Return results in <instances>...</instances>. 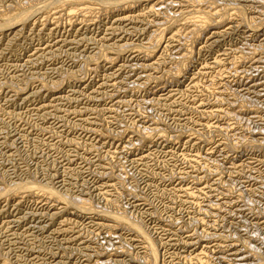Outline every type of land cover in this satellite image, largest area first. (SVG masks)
Instances as JSON below:
<instances>
[{
    "label": "rangeland",
    "instance_id": "1",
    "mask_svg": "<svg viewBox=\"0 0 264 264\" xmlns=\"http://www.w3.org/2000/svg\"><path fill=\"white\" fill-rule=\"evenodd\" d=\"M13 1L14 3L16 2V0H13ZM13 1L12 0L10 1L2 0L0 2V7H1L0 14L1 15L5 13L9 7L6 4L12 3L10 4V6L11 5L14 6ZM22 1L18 0V2L15 3V5L19 4L20 7L19 6L18 7L20 9L22 8L21 10L23 11L27 9H31V7L34 11H37L35 10L36 8L38 9V7L36 6L39 5L38 2L41 1L42 3L46 2V5L40 3L39 7H42V5L47 6V7L50 6L48 7L50 8V12L46 14L49 20L52 19L53 15H56L57 12H58V15L60 13L62 17L59 18L61 15H59V17L56 15L57 19H56V16H54L55 19L54 18L53 19L55 21L52 19L53 22H51L52 20L49 21L48 18L42 19L43 17L42 11L41 13H39L38 11L40 10H38L35 13V15L33 14V17L29 20L30 22H28L27 24H23L26 26L21 28L22 30L19 28V25H18L16 30L19 29L21 31L19 32L18 30L17 32H15L17 37L16 35L15 36L11 35L10 37L12 38L7 37L9 38L8 40L6 37L1 36V33H0V52H2L0 53V60H1L0 61V73H1L0 82L3 81V84L2 82L0 83L1 85L0 86V124H1L0 132L2 131L0 134V137H1L0 138V145H1L0 146V160H1L0 161V175L2 176L4 175V178H3L4 180H2L0 176V181H2L1 183L4 182L5 186L11 183V181H13L14 183V184L11 183L12 184V185L10 184L11 186L8 185L7 186L8 188L0 184V186L4 187L3 189L2 187L0 188V195L2 196V197L0 196V245H1L0 246V264H78V263L79 264H115V263L116 264H125V263L126 264H143L146 262L144 260L146 257V249L144 246L145 244L142 243L143 240L140 239L139 237L137 238V236L134 235L133 232L129 231V229L126 230V228L123 226H121L122 228L120 226H116L115 222H111V221L106 222L100 216L97 217V215L95 216V214H93L90 211H86L87 213L86 212L77 213L72 207L71 209L70 207H67L68 205L61 204V202L60 203L59 202L57 203V201L50 202V200L48 202L46 197L43 196L42 198V196H39L41 194L36 195L34 197L32 196V199H31V196L28 197L27 196L28 194H25L23 191L14 192V190H17L18 187L20 188L21 183L24 182L23 184L25 186H28L32 183L31 181H33L32 183L33 185H36V183L34 182L37 181L39 185L46 184L47 186H51V187L53 186L57 188L60 192L66 193L67 196H72L74 198L77 197L78 199H81V200L87 199L89 202L91 201L92 204L97 206L98 208L100 207V208L106 209L107 211L109 210L108 212H113V211L116 212V210L122 212L121 210L124 209L127 212V215L129 217H132L136 222L139 221L143 225L144 230L150 235V237L152 236L154 239L157 238L156 240L159 242L158 243L157 264H207V263L208 264H230V262L231 264H243L242 262H246L244 264H264V215H263L264 214V165H263L264 164V146H263L264 145V18H263L264 17V14H263L264 13V1L263 0H213L216 3L215 6L223 7L225 5L226 9L233 8L234 6L237 7L239 4L238 7L239 8L243 7L242 10H244V12L246 11L244 14L246 18L244 19L246 20L249 19L250 22L248 23L250 25H248V23L244 19L240 21V17H236L235 15H233V16H230V19L225 20L223 26H220V28L215 29L216 31L211 30L210 33H207V37L203 35L201 37V40L199 38L198 41L194 44L195 50L193 49V53H192V60H193L192 66L188 69V71H186L184 75H181L177 83L169 84V86L163 85L165 81H167L168 79L167 78L168 76H166V72L168 71V69H173L172 65L174 64V61L177 60V58H181V56L179 57L178 55H179V52H181L184 49V48L183 49L179 48L180 46L178 45L180 43H183L185 39L186 41L190 39L189 33H188L190 32L189 30L190 27L187 26L185 23L188 22L187 20L188 14L194 9V7H192V5L190 4L187 5L184 0L183 1L182 0H160L161 2L158 0H155V1L146 0L147 1V2L145 1L146 3L144 1L143 3L141 0H136L138 1V3H136L137 5L136 9L138 8L137 10L141 11L142 13L141 15L140 12H137V14L140 15L138 19L139 22L135 21L133 23H129L128 25H125V26H132L131 28L133 30L131 31H133V35L131 34L132 32L129 30H126V31L130 35L126 33L125 28L122 27L124 25L121 26V25H115L111 23L112 19L110 20V17L108 16L105 17L104 15H106V13H103V12L98 13L96 11L97 15L96 14L91 15L89 13L86 18L87 20L83 19V22H84L83 23L82 21L79 20L78 16L75 17L76 15L66 16V14L60 12V10L56 12V10L52 8V7H55L56 3L54 5L52 3L58 2V0H52L53 2L49 0L48 1L47 0H44V1L35 0L37 3L34 0H30L31 1L30 3V1L28 0L29 4L27 0H25L26 3L24 1L23 4H21ZM33 1L35 2V4ZM139 1L141 2L140 5H139ZM157 1L160 2V4L157 3ZM210 1L209 2L212 3V0ZM48 3L50 5H48ZM24 4H26V6H23ZM30 4L32 5L30 6ZM51 4H52V7H51ZM150 4L151 5L154 4V5L149 7ZM155 4L157 5L159 4V5L157 6ZM5 5L7 7H5ZM33 5H36V6H33ZM12 6L10 8H15ZM97 6H99V4H96V3L95 5L93 4V8L95 7L93 11L96 10ZM204 6L208 7V3L203 4L202 8H205ZM244 6L246 8H244ZM2 7L4 8L2 9ZM157 7L160 8L158 9L160 11L157 10ZM98 8H101V6H99ZM151 8L154 9L152 10L154 11L152 12V14H150L149 12L151 11ZM51 9L53 10V12ZM144 9L146 12L143 11ZM4 10L6 11L4 12ZM162 10H165V11L161 12ZM167 11L171 12V14L173 13L174 15L169 14ZM54 12L56 13L54 14ZM164 12H167V13L164 14ZM232 13L234 14L233 11ZM102 14H104L103 15L104 18H102L103 17ZM63 15L64 17L66 16L68 19H66V17L64 18ZM95 15L97 16V18L95 17ZM98 15L99 16L101 15V16L99 17ZM90 16H92L93 19L95 18V21L89 20L91 18ZM164 16H166L165 19H163ZM98 17L100 20L102 18V20L104 21L107 19L108 22L107 20L106 22L102 20L100 21ZM73 18H74V21H71L73 20ZM142 18H144V21L147 18V21L142 22L143 20ZM36 19L37 20L39 19V20L37 21ZM58 19L60 20V22ZM148 20L152 24L154 23L152 21H155V23L152 25L150 22H148ZM34 21L36 22L35 24H34ZM61 21H63L64 23L66 21L67 24L63 23V25L61 26L62 24ZM160 21L162 24L160 23ZM256 21L259 27L257 26V24L254 25ZM48 22H50L49 25H48ZM57 22L60 23V25ZM72 22L75 23V26H74V23ZM80 22L82 23L80 24ZM52 23L54 24L52 25ZM142 23H143V26H142ZM76 24L78 26L80 25L79 27L81 28H79ZM85 24L87 27H89L88 29H86ZM136 24H138V26ZM155 24L159 26L162 25L161 28L163 29H165L164 27H166V25L169 27L171 24L172 25L170 29L168 28L167 33H165L164 36L161 38L160 45L155 50L156 52H154L153 55H151L150 57H147L148 55L146 56L144 54V50L146 51L145 53H147V50H150V48L153 51L154 48L150 46L154 44L152 42H155L154 39H156L160 35L159 32H161L160 30H162V29H159L160 27L156 26ZM184 24L185 26H183ZM54 25L56 27H53ZM70 25L72 28L70 27ZM245 25H248V26H245ZM251 25H254L255 27ZM144 26L145 27L148 26L146 27L148 29L143 28ZM46 27L48 30H50L49 31L50 33L48 32L49 33L48 35L46 33V31H48ZM67 27H69V29ZM76 27L79 28L80 30L79 29L76 30L77 29ZM114 27H115V30H114ZM117 27H118V30H120L121 32L119 31L118 33L117 32L118 30L116 31ZM157 27L159 28L157 29ZM38 28H41V29L39 30ZM57 28L59 29L57 30ZM61 28L62 29L65 28L64 29L65 31L63 30L62 32ZM66 28H67V32H66ZM106 28L107 30H105ZM138 28L140 29L138 30ZM35 29L36 30L38 29L39 31H37L36 33ZM151 29H153V31ZM155 29L157 30L156 32H155ZM103 30L105 31V33L103 32ZM123 30H124V33H123ZM55 31L56 33H54ZM83 31H85L86 33L85 32L83 33ZM109 31L113 34L117 32V34H114L115 35L114 36L111 33H109ZM177 31H179L178 33H180L179 36H175ZM80 32L81 34H79ZM107 32L109 34H107ZM18 33H20L21 35L20 34L18 35ZM27 33H29V35ZM150 33L151 34L155 33V35H152L153 38L150 37L151 35ZM71 34H72V37H71ZM121 34L122 36H120ZM44 35L46 37H43ZM105 35L108 39L110 38L112 41L113 40L117 41V37L118 39L120 37H124L122 38L123 40L125 38L129 39L127 44L129 45L132 42L133 46L132 45L130 46L133 47L131 48L132 50L135 51L134 52L135 54L129 48V46H128L129 50L128 48H126L127 50L125 49V47L127 46L121 47L122 49L119 47H115V45L114 47L112 45L111 47L106 48L107 44L104 42H101V39H100L102 36H105ZM107 35H109L110 37ZM20 36L25 37V38H21ZM52 36H56V37H52ZM83 36H85L87 40ZM135 36L139 39H137ZM70 38H73V39H70ZM67 39L70 42H68ZM94 39L95 41L97 39V41L96 42L94 41L91 43V41H93ZM21 40L23 42H20ZM63 40H65L64 42L66 44L63 42ZM71 40L73 43L71 42ZM87 41H89V43ZM149 41L150 43H148ZM186 41L184 42L185 45L186 43L188 46L192 44V40L191 41L189 40L190 43ZM5 42L6 43L8 42V43L5 44ZM9 42L10 43L12 42V43L10 44ZM28 42L31 44H29ZM38 42L40 43L37 45ZM79 42L80 44L81 43L82 44L81 45L78 44ZM124 42L120 43V46L122 44L124 45ZM93 43L98 44L96 46H98L99 48H97L95 44ZM138 43L139 45H141L140 47L142 49L138 47L136 48L137 50H135L134 46L136 45L139 46ZM145 43L147 47L151 44L149 46L150 48L148 47V49H146ZM14 44L17 45V47ZM49 44H51V48ZM22 45L24 48L22 47ZM44 45H47V46L44 47ZM102 45H104V48H106L105 49L106 52L103 51V48H101L103 47ZM142 46L144 47V49ZM55 47L56 48L59 47V48L54 49ZM35 48L37 49L46 48L45 51L50 50V52L47 51L48 53L46 52L45 57L37 61H35V58H34V60L31 61L32 64H30V62L27 63L30 59H33L32 56L35 53V50H34ZM62 48L64 50L66 48L68 49L70 48V49L69 50L66 49V51H64ZM73 48L76 50L74 51ZM110 49H111V53L110 51H108ZM115 49L118 51H116ZM24 50L27 52H24ZM31 50L32 51L34 50V51L32 52ZM79 50L81 53L79 52ZM67 52L68 53L70 52L71 54L70 53L68 54ZM77 52H79V55L77 54ZM72 53L75 55H72ZM113 53L115 55L117 53V55L115 56ZM185 53H186V50H185ZM82 54L83 56H81ZM89 54H91V56ZM97 54L101 56V59H100V56L96 57L97 58V59L95 58L96 60L94 59V57ZM102 54H106V55L108 54L107 57L110 58V59H106L107 61L109 60L108 62L105 61L106 56ZM86 55H88L89 57L88 56L86 57ZM46 56H47V59H46ZM58 56L60 58H58ZM65 56H67V58ZM68 56L70 57L71 62ZM72 56L73 58L71 59ZM79 56L83 58L82 59L78 58ZM84 58H87V59H84ZM88 58H90L89 59L90 62L88 61ZM114 58H117V59H114ZM79 59L82 61V63L88 64V65H85V64L83 65ZM26 60L27 62L24 64ZM42 60H44L43 63H42ZM45 60L46 61L48 60V61L46 62ZM86 60L88 61L87 63H86ZM141 60L144 62H142ZM91 61L92 62L97 61V62L96 63L93 62L94 64H92ZM69 62L71 65L69 64ZM138 62L140 66H138ZM22 63L24 66L22 65ZM89 63H91V65ZM120 63L122 65L125 64V67L122 69L123 71L120 70L121 73L118 72L119 75L115 77L116 79L115 78L109 79L110 77L109 75L111 74L110 69L112 70L114 69L113 73H115L116 71L115 69L118 70V67L120 68V66H122ZM142 63H145V66H148L149 63L150 65L156 63V65H153L154 66V68H152L153 70H149L150 66H148V69L144 70V72L147 71V73L143 75H147L148 73H151L150 75L152 76L151 78L152 80L151 79L150 81L149 79H147L148 81L146 80L149 83H147L145 80L139 81L136 78L138 77V75L140 76L141 74V72L139 71L143 70L141 68ZM6 64H7V67H6ZM96 64L99 65L98 66L99 69H95L96 70L95 71L94 68L97 67ZM92 65H95V67ZM126 65L128 66V68L130 66V69H128ZM81 66L83 69L81 68ZM87 67L90 69H88ZM138 67H140L139 70H138ZM156 67L157 69H155ZM41 68H43V70H41ZM38 69L41 71H39ZM55 69L58 71L56 72ZM85 69L88 70V72ZM132 69H134L135 71H133ZM50 70L53 71L54 73L53 72L51 73ZM70 70H74L73 72L74 75L72 74V71ZM83 70L85 71L83 72ZM97 70H98V73L96 74ZM4 71H5V74H4ZM32 71H33V74H32ZM64 71H66L67 73L69 72L67 76L68 77L71 76V79L68 78L67 76L63 77L64 74H67L66 72L63 73ZM129 71L131 73H129ZM40 72L41 73L43 72L42 73L43 75H41ZM75 72L77 75L75 74ZM102 73H103V76H102ZM13 75H17V77L16 76L14 77ZM40 75L42 76L43 79H41ZM44 75L46 76L44 77ZM58 75L60 76V78ZM1 76L4 78H2ZM105 76L108 78L109 84H112L114 82L116 83V86L111 87V88L108 87L107 80H106L107 78ZM88 77L90 78L95 77V78L94 79L92 78L91 80ZM15 78L17 79L19 78L20 80L18 79L19 81L17 82V79ZM61 78L63 80H61ZM75 78L77 79V81L75 80ZM156 78H160V79H156ZM27 79L28 81L26 82ZM51 79L55 81V83L57 81L59 83L61 82L60 85H58L59 83L57 84L53 83ZM4 80H5V83H4ZM37 80H39L40 82L38 83ZM117 80L120 82L118 83ZM42 81L43 82L46 81V82L43 83ZM105 81H106V84L103 85ZM11 82H13L12 85L10 86L7 85V84H11ZM47 82L48 84L46 85ZM142 82L145 85H143ZM13 84L15 87H17V89L14 87L13 89H11L13 91L12 92L9 90L11 86H13ZM54 84L57 85V88ZM2 85H4L5 88H3L4 86L2 87ZM45 85L48 87L47 88L48 90L46 89ZM159 85L161 87L162 85L165 86V89L167 91L164 90V92L166 93L164 94V92H162L161 94H158L159 95L158 96L156 91L158 90V87L161 88ZM26 86L27 88H25ZM49 86L53 87L52 89H55V90L51 91L50 90L51 88ZM77 86H79L80 89ZM18 87L22 88L20 92H19ZM83 87H86V90L80 93L79 90H82ZM75 89H76V92L72 93V91ZM23 90H25L24 91L25 93L21 92ZM33 90H36L34 91L35 93L30 94V92H33ZM110 90L112 91L110 92ZM77 91L79 92L78 93L79 96L77 94ZM92 91H96L98 93L100 92L97 98H95ZM39 92H41V94H38ZM13 93H15L16 95ZM36 93L38 96L36 95ZM83 93H87V95ZM82 94L83 96H81ZM113 94L117 98H115V96L113 97ZM167 94L168 96L166 97ZM26 95L28 96L27 97L28 99L26 98ZM30 96L33 98H31ZM57 96L58 98L61 96V99H59V101H58ZM75 96L77 97V99L75 98ZM100 96L101 97L103 96V97L99 98ZM159 98H163V99H159ZM10 99H13V100H10ZM25 99L28 101H26ZM88 99H89V102H88ZM117 100L120 101L119 104L117 103L118 102ZM121 100L124 104L123 103L121 104ZM243 102L244 104L242 105ZM49 103H50L49 106H52V107L46 108L45 110H41V109L37 110V108L40 105L49 104ZM92 103L93 104L95 103V104L93 105ZM99 107L101 108V110ZM146 128L148 130H146ZM160 130H161V133L158 132ZM148 131H152V132H148ZM145 134L147 135V137H149L148 139H146L147 137ZM3 135L6 136L7 138L4 137L3 139L2 138ZM141 137H144V139H142ZM13 138H14V141L17 138L18 139L17 141L14 142ZM3 140H5V142ZM8 140L12 141L13 144L14 143L15 144L13 145L11 142H8ZM141 140L144 143H142ZM7 142L10 144H8ZM5 143L6 145H4ZM7 145H9V147ZM10 145H11V148H10ZM139 156L141 157V159L138 158ZM13 174H15L17 177ZM214 174H215V177H214ZM8 178L11 180H9ZM26 180H27V185L25 184ZM28 180L30 183H28ZM15 182L17 183L15 184ZM17 184H18V187L17 186L13 187V185H17ZM183 187L186 189H184ZM197 187L199 188L198 190H197ZM11 188L12 189L15 188V189L12 191ZM210 188H212V190ZM199 190L201 191L198 192ZM213 190H215L216 192ZM8 191H10V194H6V196L9 195L10 198L9 196L6 197L5 194L3 193V192L6 193ZM241 191H242V195H240ZM34 193H38V192H34ZM14 196L16 197V199ZM37 196L40 197V200L36 202V200L39 199V197ZM4 197H5V200H4ZM18 197H20V199ZM23 197L25 200L22 199ZM112 201H117L115 202L117 204L114 205ZM205 203H207L208 205ZM51 205H54V207ZM113 205H114V208H113ZM120 207H122L123 209ZM233 216H235V218ZM22 217L24 218L23 220L21 219ZM240 217H241V220H240ZM10 219L12 220L13 223L11 222ZM17 219H18V222L16 221ZM8 220H10V222H8ZM235 222L236 224H234ZM240 224H242L243 226ZM27 225L29 226L27 227ZM105 225H107L108 227H105ZM109 225H113L114 228L113 226H111L110 228ZM117 225L119 224L117 223ZM118 227L120 228L117 229ZM110 231L111 232L113 231L112 233H114L116 237ZM10 232L11 234L14 233L16 236L14 234L11 235ZM221 234H223L224 236L223 235L221 236ZM112 235L115 238H113ZM109 236H111L112 238L109 239ZM214 236H216L217 238ZM234 238L235 239L237 238V239L235 240ZM3 239L6 242L5 241L3 242ZM191 240L193 241L194 244L191 242ZM7 241L10 243L8 244ZM12 241L13 243H11ZM188 242L190 243V245ZM245 242L246 244L253 246L249 248L250 250L252 249L251 250L252 252H247V250L242 249L244 247ZM230 245H233L234 247ZM255 249L256 250L259 249V250L256 251ZM243 254H244V257L242 256ZM256 254L257 256L259 255L260 256L257 257ZM63 261L64 263H62Z\"/></svg>",
    "mask_w": 264,
    "mask_h": 264
},
{
    "label": "bare ground",
    "instance_id": "2",
    "mask_svg": "<svg viewBox=\"0 0 264 264\" xmlns=\"http://www.w3.org/2000/svg\"><path fill=\"white\" fill-rule=\"evenodd\" d=\"M2 1V0H1ZM0 1V2H1ZM10 1V0H9ZM13 1V0H12ZM22 1V0H21ZM25 1V0H24ZM24 1H22V3L21 4H23V2ZM30 1V0H29ZM35 1V0H34ZM33 1V2H34ZM36 1H38V0H36ZM35 1V2H36ZM40 1V0H39ZM44 1V0H43ZM48 1V0H47ZM49 1H52V0H49ZM142 2L144 1H146V0H141ZM155 1V0H154ZM158 1H160V0H158ZM157 1V3H159L160 4V2H158ZM183 1V0H182ZM185 2H186V4L188 5V4H190V5H192V7H194V9L188 14V22H186L185 24L187 25V26H189L190 28H189V30H190V32H188L189 33V37H190V39H189V37H188V39L191 41L192 40V44H190L189 46L187 45V43H186V45L184 44V42L186 41V39H185V41L183 42V43H180L178 46H180L179 48H184L182 51L184 52H179V57L181 56V58H177V60H175L174 61V64L172 65L173 66V69H168V71L166 72V76H168L167 78V81H165V83L163 84V85H165V86H169V84H173V83H177L178 81H179V79H180V77H181V75H184L185 73H186V71H188V69L192 66V64H193V60H192V53H193V49L195 50V48H194V44L198 41V39L200 38V40H201V37L204 35V36H206L207 37V33H210V31L211 30H215V29H218V28H220V26H223V24H224V22H225V20H228V19H230V16H233V15H235L236 17H240V21L241 20H243L244 18H246L245 17V12H244V10H242V8L240 7H238L239 6V4H238V6L237 7H233V8H230V9H226L225 8V5L223 6V7H219V6H215V2L212 0V3H210L211 1L210 0H184ZM207 1V2H206ZM210 1V2H209ZM264 1V0H263ZM18 2V0H16V2L15 3H17ZM27 2H28V0H27ZM35 2H34V4H35ZM53 2V1H52ZM143 2V3H144ZM147 2V1H146ZM145 2V3H146ZM257 2V1H256ZM3 3V2H2ZM5 3V2H4ZM13 3H14V1H13ZM15 3L13 4L14 6H12V7H15V8H10L11 6H10V4H12V3H10V4H6V5H8L9 7H8V9H10V10H8L7 9V11L6 10H4V12L5 13H3L2 15L0 14V33H1V36H4V37H10L11 35H13V36H15L16 35V33L15 32H17L19 29H17L16 30V28L18 27V25H19V28L21 29V28H23V27H25L26 25H23V24H27L28 22H30L29 20L33 17V14L35 15V13L38 11V10H40V11H38L39 13H41V11H42V19L43 18H48V16L46 15L48 12H50V8H48V7H50V6H44V5H42V7H39L40 6V3H42L41 1L40 2H38V4L39 5H33V6H36V7H38V9L36 8L35 10H37V11H34L33 9H32V7H31V9H27V10H21L19 7V4L18 5H15ZM25 3H26V1H25ZM30 3H31V1H30ZM37 3V2H36ZM56 3V4H55ZM95 3L96 4H99V6H101V8H98L99 6H97V8H96V10H94L93 11V9L95 8H93V4L95 5ZM136 3H138V1H136V0H58V2H54V3H52L53 5L55 4V7H52V4H51V7L53 8V9H55L56 10V12L58 11V10H60V12H62V13H65L66 14V16H68V15H73V16H75V17H79V20L80 21H82L83 22V19H86L87 18V16H88V14L90 13L91 15L92 14H96L97 15V12L99 13V12H103V13H106V15H104V14H102V16L104 15L105 17H110V20L112 21L111 23H113V24H115V25H124V26H122V27H124L125 28V31L126 30H129V31H131V30H133L131 27L132 26H125V25H128L129 23H133V22H137L138 21V19H139V17H140V15L139 14H137V12H140V14L142 15V13H141V11H138L137 9H136ZM140 1H139V5H140ZM155 3V2H154ZM206 3H208V7L207 6H204L205 8H202V6H203V4H206ZM28 4H29V2H28ZM42 4H45L46 5V2L44 3H42ZM158 4V5H159ZM173 4V3H172ZM171 4V5H172ZM176 4V3H175ZM183 4V3H182ZM185 4V3H184ZM195 4V5H194ZM256 4V3H255ZM5 5V7H7ZM32 4H30V6H31ZM48 5H50L49 3H48ZM144 5V4H143ZM147 5V4H146ZM154 5V4H153ZM153 5H151L150 4V6L149 7H151V6H153ZM155 5H157V4H155ZM157 5V6H158ZM168 5H170V4H168ZM177 5V4H176ZM194 5V6H193ZM218 5H219V3H218ZM236 5V4H235ZM2 6H3V4H2ZM17 6V7H16ZM19 6V7H18ZM22 6V5H21ZM23 6H26V4H24ZM22 6V7H23ZM28 6V5H27ZM29 6V7H30ZM145 6V5H144ZM184 6V5H183ZM231 6V5H230ZM138 7H140V6H138ZM143 7V6H142ZM142 7H141V9H142ZM146 7V6H145ZM162 7V6H161ZM1 8V7H0ZM4 7H2V9H3ZM27 8V7H26ZM35 8V7H34ZM154 8V7H153ZM244 8H246L245 6H244ZM260 8V7H259ZM12 9V10H11ZM146 9V8H145ZM145 9L143 10V11H145ZM156 9V8H155ZM158 9H160V8H158L157 7V10ZM52 10V9H51ZM54 10V11H55ZM147 10V9H146ZM152 10H154V9H152L151 8V11H149L150 12V14H152V12H154V11H152ZM97 11V12H96ZM148 11V10H147ZM158 11H160V10H158ZM158 11H157V13H158ZM163 11H165V10H162L161 12H163ZM168 11H169V9H168ZM167 11V12H168ZM232 11L234 12V14L232 13ZM0 12H1V10H0ZM52 12H53V10H52ZM51 12V13H52ZM56 12H54V14L56 13ZM96 12V13H95ZM146 12V11H145ZM167 12H164V14H166ZM261 12H263V11H261ZM38 13V14H39ZM160 13V12H159ZM169 14H171V12H168ZM146 14V13H145ZM148 14V13H147ZM153 14H155V13H153ZM163 14V13H162ZM168 14V15H169ZM185 14H186V12H185ZM247 14V13H246ZM264 14V13H263ZM41 15V14H40ZM45 15H46V17H45ZM53 15V14H52ZM58 17H59V15H61L60 13H59V15H58V12H57V14H56ZM56 15H53V17H52V19L54 18V16H56ZM95 15V17L97 18V16ZM144 15V14H143ZM159 15V14H158ZM171 15H174L173 13L171 14ZM182 15V14H181ZM57 16H56V19H57ZM65 16V17H66ZM99 16V15H98ZM101 16V15H100ZM99 16V17H100ZM104 16L102 17V18H104ZM152 16V15H151ZM163 16V15H162ZM170 16V15H169ZM176 16V15H175ZM184 16V15H183ZM260 16V15H259ZM263 16V15H262ZM37 17H38V15H37ZM36 17V18H37ZM62 17V15L59 17V18H61ZM63 17H64V15H63ZM64 17V18H65ZM71 17V16H70ZM91 17V18H90ZM89 18V20H93V21H95V18L93 19L92 18V16H90ZM99 17H98V19H99ZM146 17V16H145ZM165 17L166 16H164V18L163 17H161V18H163V19H165ZM168 17V16H167ZM180 17V16H179ZM40 18V17H39ZM102 18H101V20H102ZM149 18V17H148ZM151 18V17H150ZM171 18V17H170ZM172 18H173V16H172ZM171 18V19H172ZM252 18V17H251ZM264 18V17H263ZM52 19H50V20H52ZM55 19V18H54ZM53 19V20H54ZM66 19H68L67 17H66ZM77 19V18H76ZM143 20H142V22H145V21H147V18H146V20L144 21V18H142ZM157 19H158V17H157ZM184 19H186V18H184ZM183 19V20H184ZM37 20V19H36ZM39 20V19H38ZM37 20V21H38ZM48 20H49V18H48ZM49 20V21H50ZM53 20L51 21V22H53ZM59 20V19H58ZM62 20V19H61ZM64 20V19H63ZM87 20V19H86ZM85 20V21H86ZM97 20V19H96ZM100 20V19H99ZM100 20V21H101ZM107 20V19H106ZM106 20L104 21V20H102V21H104V22H106ZM150 20V19H149ZM148 20V22H150ZM152 20H154V19H152ZM187 20H185V21H187ZM237 20V19H236ZM247 23L248 22H250V20L249 19H244ZM255 20H256V18H255ZM258 20V19H257ZM259 20H260V18H259ZM40 21H41V19H40ZM46 21V20H45ZM55 21V20H54ZM57 21V20H56ZM71 21H74V18H73V20H71ZM77 21V20H76ZM75 21V22H76ZM157 21V20H156ZM184 21V22H185ZM244 21V22H245ZM252 21H254V20H252ZM33 22V21H32ZM44 22V21H43ZM43 22H42V24H43ZM59 22H60V20H59ZM62 22V24H61V26L63 25V21H61ZM79 22V21H78ZM82 22H80V24L82 23ZM99 22V21H98ZM107 22H108V20H107ZM139 22V21H138ZM152 22H154L155 23V21H152ZM259 22V21H258ZM36 22L34 21V24H35ZM38 23V22H37ZM49 23L50 22H48V25H49ZM55 23V22H54ZM54 23H52V25L54 24ZM58 23V22H57ZM65 23H66V21H65ZM64 23V24H65ZM72 23H74V22H72ZM77 23V22H76ZM84 23V22H83ZM95 23V22H94ZM111 23H109V24H111ZM151 23V22H150ZM153 23V24H154ZM160 23H161V21H160ZM252 23V22H251ZM33 24V23H32ZM31 24V25H32ZM40 24V23H39ZM41 24V25H42ZM59 25H60V23H58ZM67 24V23H66ZM70 24V23H69ZM78 24V23H77ZM76 24V25H77ZM98 24V23H97ZM108 24V25H109ZM152 24V23H151ZM152 24V25H153ZM159 24V23H158ZM162 24V23H161ZM168 24V23H167ZM170 24V23H169ZM185 24L183 25V26H185ZM255 24H257V26H258V23H257V21L254 23V25ZM41 25H40V27H41ZM45 25V24H44ZM52 25H51V27H52ZM57 25V24H56ZM88 25V24H87ZM93 25V24H92ZM99 25V24H98ZM98 25H97V27H98ZM106 25V24H105ZM133 25V24H132ZM137 26H138V24H136ZM145 25V24H144ZM147 25V24H146ZM149 25V24H148ZM156 25V24H155ZM172 25V24H171ZM171 25H170V27L169 26H167L166 25V27H164L165 29H163V28H161L162 27V25L161 26H159V25H156V26H159V27H157V29L159 28V29H162V30H160L161 32H159L160 33V37L158 36H156L157 38L156 39H154L155 40V42H152V43H154V44H150L149 46L150 47H152V48H154L153 49V51L151 50V48H150V50H147V53H145L146 51L144 50V54L147 56V57H150L151 55H153V53L154 52H156L155 50L159 47V45H160V41H161V38L164 36V34L165 33H167V31H168V28L170 29L171 28ZM248 25H250L249 23H248ZM248 25H245V26H248ZM254 25H251V26H254ZM261 25V24H260ZM43 26V25H42ZM58 26V25H57ZM69 26V25H68ZM74 26H75V23H74ZM73 26V27H74ZM78 26V25H77ZM80 26V25H79ZM78 26V27H79ZM85 26H86V24H85ZM100 26V25H99ZM112 26V25H111ZM142 26H143V23H142ZM150 26V25H149ZM226 26V25H225ZM33 27V26H32ZM39 27V26H38ZM48 27V26H47ZM47 27H46V29H47ZM53 27H56L55 25L53 26ZM60 27V26H59ZM70 27H71V25H70ZM113 27V26H112ZM146 27H148V26H146ZM145 26L143 27V28H146ZM192 27V28H191ZM255 27V26H254ZM259 27V26H258ZM31 28V27H30ZM35 28V27H34ZM33 28V29H34ZM37 28V27H36ZM68 29H69V27H67ZM67 28H66V32H67ZM72 28V27H71ZM77 28V27H76ZM79 28H81V27H79ZM79 28H77L76 30H78ZM85 28V27H84ZM84 28H83V30H84ZM89 27H87L86 26V29H88ZM92 28V27H91ZM90 28V29H91ZM108 28H109V26H108ZM134 28V27H133ZM142 28V29H143ZM175 28V27H174ZM29 29V28H28ZM39 30L41 29V28H38ZM36 30V33H37V31H39V30ZM56 29V28H55ZM59 28H57V30H58ZM65 28H61V30H62V32H63V30H64ZM94 29V28H93ZM99 29V28H98ZM112 29V28H111ZM136 29V28H135ZM140 28H138V30H139ZM141 29V30H142ZM146 29H148V28H146ZM188 29V28H187ZM250 29V28H249ZM263 29V28H262ZM22 30V29H21ZM21 30H19V32L21 31ZM30 30H32V29H30ZM48 30V29H47ZM80 30V29H79ZM105 30H107V28L105 29ZM114 30H115V27H114ZM118 30V27H117V29H116V31ZM137 30V31H138ZM152 31H153V29H151ZM183 30V29H182ZM29 31V30H28ZM44 31V30H43ZM50 30H48V31H46V33H47V35L50 33L49 32ZM65 31V30H64ZM111 31V30H110ZM109 31V33H111ZM119 31L120 30H118L117 32L119 33ZM135 31V30H134ZM143 31V30H142ZM145 31V30H144ZM148 31V30H147ZM157 30L155 29V32H156ZM216 31V30H215ZM222 31V30H221ZM221 31H220V33H221ZM25 32H26V30H25ZM42 32V31H41ZM49 32V33H48ZM52 32V31H51ZM75 32V31H74ZM78 32V31H77ZM85 31H83V33H84ZM91 32V31H90ZM97 32V31H96ZM99 32V31H98ZM101 32V31H100ZM103 32L105 33V31L103 30ZM117 32H115L114 34H117ZM121 32V31H120ZM132 33V35H133V31H131ZM146 32V31H145ZM179 31H177L176 32V35L175 36H179V34L180 33H178ZM214 32V31H213ZM35 33V34H36ZM54 33H56V31L54 32ZM86 33V32H85ZM92 33V32H91ZM108 32H107V34H109ZM123 33H124V30H123ZM122 33V34H123ZM126 33H127V31H126ZM135 33H137V32H135ZM134 33V34H135ZM142 33H144V32H142ZM141 33V34H142ZM152 33V32H151ZM150 33V34H151ZM172 33V32H171ZM177 33H178V35H177ZM20 33H18V35H19ZM28 35H29V33H27ZM58 34V33H57ZM76 34V33H75ZM79 34H81V32L79 33ZM112 35H114L113 33H111ZM122 34L120 35V36H122ZM128 35H130L129 33H127ZM126 34V35H127ZM148 34V33H147ZM146 34V35H147ZM182 34V33H181ZM184 34V33H183ZM216 34V33H215ZM21 35V34H20ZM23 35V34H22ZM40 35V34H39ZM38 35V36H39ZM55 35V34H54ZM65 35V34H64ZM70 35V34H69ZM74 35V34H73ZM77 35V34H76ZM87 35V34H86ZM95 35V34H94ZM124 35V34H123ZM139 35V34H138ZM152 35H155V33L154 34H151L150 35V37H152ZM173 35V34H172ZM171 35V36H172ZM186 35H187V33H186ZM211 35V34H210ZM24 36V35H23ZM75 36V35H74ZM79 36V35H78ZM88 36V35H87ZM107 36H109V35H107ZM115 36V35H114ZM117 36V35H116ZM136 36H137V34H136ZM135 36V37H136ZM149 36V35H148ZM170 36V37H171ZM185 36V35H184ZM217 36V35H216ZM219 36V35H218ZM16 37H17V35H16ZM16 37H14V38H16ZM21 37V36H20ZM43 37H46L45 35L43 36ZM51 37V36H50ZM49 37V38H50ZM52 37H56V36H52ZM62 37V36H61ZM71 37H72V34H71ZM84 38H85V36H83ZM82 37V38H83ZM93 37V36H92ZM99 37H101V36H99ZM110 37V36H109ZM209 37V36H208ZM211 37V36H210ZM245 37V36H244ZM10 38H12V37H10ZM21 38H25V37H21ZM38 38H40V37H38ZM82 38H80V39H82ZM88 38V37H87ZM94 38V37H93ZM122 38H124V37H120L119 39H118V37H117V41L115 40H111L110 38L108 39L107 37H106V35L105 36H102L100 39H101V42H104V43H106L107 45H106V48H109V47H111L112 45H113V47H114V45H115V47H119V48H121V47H123V46H127V47H125V49L126 48H128V46H129V48L132 50V46H133V44H132V42H131V44H127L128 43V40L129 39H127V38H125L124 40L122 39ZM137 38V37H136ZM135 38V39H136ZM141 38H142V36H141ZM153 38V37H152ZM8 40H9V38H7ZM29 39H30V37H29ZM34 39V38H33ZM51 39H53V38H51ZM65 39V38H64ZM70 39H73V38H70ZM79 39V38H78ZM86 39V38H85ZM89 39H90V37H89ZM88 39V40H89ZM115 39V38H114ZM122 39V40H121ZM137 39H139V38H137ZM136 39V40H137ZM148 39V38H147ZM150 39V38H149ZM176 39V38H175ZM206 39V38H205ZM204 39V40H205ZM2 40V39H1ZM7 40V41H8ZM15 40V39H14ZM27 40V39H26ZM36 40H38V39H36ZM47 40V39H46ZM50 40V39H49ZM60 40V39H59ZM62 40V39H61ZM87 40V39H86ZM92 40V39H91ZM90 40V41H91ZM126 40V41H125ZM132 40H134V39H132ZM186 41V42H189L190 43V41ZM214 40V39H213ZM6 41V40H5ZM29 41V40H28ZM33 41V40H32ZM41 41V40H40ZM56 41V40H55ZM65 40H63V42H64ZM67 41L68 42H70L68 39H67ZM66 41V42H67ZM81 41V40H80ZM83 41V40H82ZM95 41V39L93 40V41H91V43L92 42H94ZM96 41H97V39H96ZM95 41V42H96ZM125 41V42H124ZM151 41V40H150ZM150 41L148 42V43H150ZM173 41V40H172ZM179 41V40H178ZM215 41V40H214ZM4 42V41H3ZM20 42H23L22 40L20 41ZM71 42H72V40H71ZM75 42V41H74ZM88 43H89V41H87ZM98 42H99V40H98ZM122 42H124V45L122 44L121 46H120V43H122ZM146 42V41H145ZM8 43V42H7ZM6 42H5V44H7ZM10 43V42H9ZM12 43V42H11ZM10 43V44H11ZM16 43V42H15ZM26 43V42H25ZM29 43V42H28ZM36 43V42H35ZM34 43V44H35ZM40 42H38L37 43V45L39 44ZM56 43V42H55ZM65 43V42H64ZM73 43V42H72ZM72 43H70V44H72ZM88 43H86V44H88ZM90 43V44H91ZM29 44H31V43H29ZM43 44V43H42ZM46 44V43H45ZM66 44V43H65ZM77 44V43H76ZM78 44H80V42L78 43ZM77 44V45H78ZM82 44V43H81ZM80 44V45H81ZM93 44H95V43H93ZM15 45V44H14ZM20 45V44H19ZM50 45V48H51V44H49ZM84 45V44H83ZM96 45H98V44H95V46ZM130 45H132V46H130ZM136 45V44H135ZM138 45H139V43H138ZM167 45V44H166ZM7 46V45H6ZM16 47H17V45H15ZM21 46V45H20ZM19 46V47H20ZM25 46V45H24ZM26 46H27V44H26ZM29 46H31V45H29ZM45 46H47V45H44V47ZM59 46V45H58ZM64 46H66V45H64ZM91 46V45H90ZM103 47H101V48H103V51H105V49L106 48H104V45H102ZM137 46V45H136ZM134 46L135 47V50H137L136 48H138V47H140L141 45H139V46ZM145 46H146V43H145ZM170 46V45H169ZM246 46V45H245ZM9 47H10V45H9ZM22 47H23V45H22ZM68 47V46H67ZM74 47V46H73ZM86 47H88V46H86ZM97 48H99L98 46H96ZM132 47V48H131ZM143 47V46H142ZM148 47L146 46L145 48L146 49H148ZM163 47V46H162ZM167 47V46H166ZM186 47V48H185ZM242 47V46H241ZM6 48V47H5ZM21 48V47H20ZM20 48H18V49H20ZM24 48V47H23ZM46 48H48V47H46ZM46 48H39V49H37V48H35L34 50H35V53H34V55L32 56L33 57V59H30L28 62H27V60L24 62V64L27 62V63H29L30 62V64H32L31 63V61L32 60H34V58H35V61H37V60H39V59H42L43 57H45V54H46V52L48 51H45V49ZM59 48V47H58ZM58 48H54V49H58ZM79 48V47H78ZM77 48V49H78ZM84 48H85V46H84ZM90 48H92V47H90ZM93 48H95V47H93ZM119 48H118V50H119ZM129 48H128V50H129ZM141 48V47H140ZM246 48V47H245ZM3 49V48H2ZM63 49V48H62ZM67 50H69L68 48H66ZM66 49L64 50V51H66ZM74 49V48H73ZM82 49H83V47H82ZM81 49V50H82ZM122 49V48H121ZM124 49V48H123ZM142 49V48H141ZM140 49V50H141ZM143 49H144V47H143ZM160 49V48H159ZM162 49V48H161ZM164 49H166V48H164ZM163 49V50H164ZM5 50V49H4ZM8 50H10V49H8ZM13 50V49H12ZM26 50V49H25ZM24 50V52H27V51H25ZM33 50V51H34ZM60 50H61V48H60ZM76 49H74V51H75ZM93 50V49H92ZM98 50H100V49H98ZM116 50V49H115ZM118 50H116V51H118ZM127 50V49H126ZM131 50H130V52H131ZM139 50V51H140ZM162 50V51H163ZM185 50H186V53H185ZM6 51V50H5ZM32 51V50H31ZM32 51V52H33ZM59 51V50H58ZM84 51H85V49H84ZM91 51V50H90ZM95 51V50H94ZM93 51V52H94ZM97 51V50H96ZM108 51H110V53H111V49L110 50H108ZM133 51V53L135 52L134 50H132ZM143 51V50H142ZM232 51V50H231ZM8 52V51H7ZM16 52V51H15ZM18 52V51H17ZM22 52V51H21ZM45 52V53H44ZM48 52H50V50L48 51ZM47 52V53H48ZM53 52V51H52ZM72 52V51H71ZM79 52H80V50H79ZM79 52H77V54L79 55ZM92 52V53H93ZM106 52V51H105ZM124 52V51H123ZM122 52V53H123ZM138 52V51H137ZM161 52V51H160ZM159 52V53H160ZM164 52V51H163ZM205 52V51H204ZM239 52V51H238ZM0 53H2V52H0ZM12 53V52H11ZM55 53V52H54ZM65 53V52H64ZM68 53V52H67ZM70 53V52H69ZM68 53V54H69ZM81 53V52H80ZM83 53V52H82ZM91 53V52H90ZM97 53V52H96ZM95 53V54H96ZM99 53V52H98ZM102 53V52H101ZM100 53V54H101ZM104 53V52H103ZM108 53V52H107ZM115 53V52H114ZM113 53V54H114ZM118 53V52H117ZM117 53H116V55H117ZM125 53V52H124ZM142 53V52H141ZM158 53V52H157ZM223 53V52H222ZM4 54V53H3ZM10 54V53H9ZM26 54V53H25ZM30 54H31V52H30ZM29 54V55H30ZM50 54V53H49ZM52 54V53H51ZM71 54V53H70ZM109 54V53H108ZM108 54L106 55V54H102V55H105L106 56V58H105V61H107L106 59H110L109 57H107L108 56ZM119 54V53H118ZM120 54H121V52H120ZM135 54V53H134ZM204 54V53H203ZM218 54V53H217ZM243 54V53H242ZM2 55V54H1ZM13 55V54H12ZM11 55V56H12ZM15 55V54H14ZM59 55V54H58ZM65 55V54H64ZM72 55H75V54H73L72 53ZM90 56H91V54H89ZM94 55V54H93ZM92 55V56H93ZM112 55V54H111ZM115 55V54H114ZM115 55V56H116ZM224 55V54H223ZM251 55V54H250ZM18 56V55H17ZM22 56V55H21ZM48 56V55H47ZM47 56H46V59H47ZM81 56H83V54L81 55ZM88 55H86V57H87ZM98 56H100V55H96L95 57H94V59L96 58V57H98ZM104 56V57H105ZM122 56V55H121ZM121 56H120V58H121ZM140 56V55H139ZM142 56V55H141ZM157 56V55H156ZM232 56V55H231ZM261 56V55H260ZM6 57V56H5ZM16 57V56H15ZM14 57V58H15ZM31 57V58H32ZM50 57V56H49ZM51 57H52V55H51ZM50 57V58H51ZM66 58H67V56H65ZM65 57H63V58H65ZM69 57V56H68ZM76 57H77V55H76ZM89 57V56H88ZM103 57V58H104ZM111 57H113V56H111ZM123 57V56H122ZM158 57V56H157ZM163 57V56H162ZM166 57V56H165ZM3 58H4V56H3ZM25 58H27V57H25ZM57 58V57H56ZM58 58H60L59 56H58ZM62 58V59H63ZM73 58V56L71 57V59ZM78 58H81L80 56L78 57ZM77 58V59H78ZM83 58V57H82ZM81 58V59H82ZM91 58V57H90ZM90 58H88V61H89V59ZM212 58H214V57H212ZM221 58V57H220ZM53 59V58H52ZM84 59H87V58H84ZM93 59V58H92ZM91 59V60H92ZM93 59V60H94ZM97 59V58H96ZM95 59V60H96ZM99 59V58H98ZM100 59H101V56H100ZM112 59V58H111ZM114 59H117V58H114ZM136 59V58H135ZM156 59V58H155ZM4 60V59H3ZM25 60V59H24ZM58 60V59H57ZM69 60H70V57H69ZM68 60V61H69ZM74 60V59H73ZM72 60V61H73ZM80 60V59H79ZM120 60V59H119ZM118 60V61H119ZM157 60H159V59H157ZM164 60V59H163ZM213 60H215V59H213ZM1 61V60H0ZM43 61L44 60H42V63H43ZM46 61V60H45ZM48 61V60H47ZM46 61V62H47ZM81 61V60H80ZM87 60H86V63L88 62ZM99 61V60H98ZM109 61V60H108ZM107 61V62H108ZM113 61V60H112ZM117 61V60H116ZM126 61V60H125ZM130 61V60H129ZM133 61V60H132ZM139 61V60H138ZM142 61V60H141ZM152 61V60H151ZM150 61V62H151ZM13 62V61H12ZM20 62V61H19ZM34 62V61H33ZM40 62H41V60H40ZM45 62V63H46ZM52 62V61H51ZM64 62V61H63ZM67 62V61H66ZM65 62V63H66ZM70 62H71V60H70ZM70 62H69V64H70ZM77 62V61H76ZM79 62V61H78ZM83 62H84V60H83ZM90 62V61H89ZM92 62V61H91ZM93 62H97V61H93ZM92 62V64H94ZM114 62V61H113ZM123 62V61H122ZM136 62V61H135ZM142 62H144V61H142ZM156 62V61H155ZM168 62V61H167ZM234 62V61H233ZM232 62V63H233ZM16 63V62H15ZM14 63V64H15ZM39 63V62H38ZM41 63V64H42ZM74 63V62H73ZM81 63H82V61H81ZM101 63H102V61H101ZM110 63V62H109ZM108 63V64H109ZM201 63V62H200ZM243 63H245V62H243ZM252 63V62H251ZM37 64V63H36ZM55 64V63H54ZM63 64V63H62ZM68 64V63H67ZM83 65L85 64V63H82ZM90 65H91V63H89ZM106 64V63H105ZM114 64V63H113ZM121 64V63H120ZM126 64H127V62H126ZM134 64V63H133ZM3 65V64H2ZM22 65H23V63H22ZM47 65V64H46ZM45 65V66H46ZM71 65V64H70ZM85 65H88V64H85ZM101 65V64H100ZM119 65V64H118ZM122 65V64H121ZM153 65H156V63H154V64H152V65H150V63H149V65L148 66H150V69L149 70H153L152 68H154V66ZM218 65V64H217ZM233 65V64H232ZM231 65V66H232ZM8 66H9V64H8ZM24 66V65H23ZM27 66H29V65H27ZM40 66V65H39ZM56 66V65H55ZM73 66V65H72ZM77 66V65H76ZM79 66V65H78ZM92 66H94L95 67V65H92ZM96 66L98 67L99 65L98 64H96ZM102 66V65H101ZM110 66H111V64H110ZM120 66V65H119ZM127 66V65H126ZM136 66H137V64H136ZM138 66H140L139 65V62H138ZM148 66H145V63H142L141 64V68L143 69L142 71H139V72H141V74H140V76L138 75V77H136L137 78V80H139V81H141V80H147V79H149V81H150V79L152 78V76L150 75L151 73H148L147 75H143V74H146L147 73V71L146 72H144V70H146V69H148ZM237 66V65H236ZM6 67H7V64H6ZM14 67V66H13ZM12 67V68H13ZM20 67H21V65H20ZM80 67V66H79ZM90 67V66H89ZM97 67H95L94 68V70L95 69H99V67L97 68ZM109 67V66H108ZM115 67V66H114ZM125 67V64L124 65H122V66H120V68L118 67V70L117 69H115L116 71H115V73H113V71H114V69L112 70V69H110L111 70V74L108 76L109 77V79H114L115 77H117V75H119L118 74V72H120V70H122L123 68ZM133 67H134V65H133ZM241 67V66H240ZM9 68V67H8ZM23 68V67H22ZM21 68V69H22ZM40 68V67H39ZM55 68V67H54ZM53 68V69H54ZM59 68V67H58ZM57 68V69H58ZM63 68V67H62ZM81 68H82V66H81ZM85 68V67H84ZM88 68V67H87ZM93 68V67H92ZM103 68V67H102ZM127 68H128V66H127ZM205 68V67H204ZM209 68V67H208ZM238 68H239V66H238ZM7 69V68H6ZM45 69V68H44ZM47 69V68H46ZM51 69V68H50ZM77 69H78V67H77ZM80 69V68H79ZM83 69V68H82ZM81 69V70H82ZM88 69H90V68H88ZM101 69V68H100ZM128 69H130V66H129V68ZM137 69V68H136ZM140 69V67H138V70ZM155 69H157V67L155 68ZM255 69V68H254ZM4 70V69H3ZM27 70V69H26ZM25 70V71H26ZM34 70V69H33ZM39 70V69H38ZM41 70H43V68H41ZM41 70H39V71H41ZM56 70V69H55ZM54 70V71H55ZM61 70V69H60ZM64 70V69H63ZM62 70V71H63ZM68 70V69H67ZM86 70V69H85ZM85 70H83V72L85 71ZM93 70V69H92ZM93 70V71H94ZM106 70V69H105ZM109 70V69H108ZM133 71H135L134 69H132ZM131 70V71H132ZM240 70V69H239ZM9 71V70H8ZM51 71V70H50ZM49 71V72H50ZM58 70H56V72H57ZM70 71H72V74H73V72H74V70H70ZM87 72H88V70H86ZM96 71V70H95ZM123 71V70H122ZM126 71V70H125ZM155 71V70H154ZM234 71V70H233ZM17 72V71H16ZM22 72H24V71H22ZM43 72H45V71H43ZM42 72V73H43ZM53 71H51V73H52ZM66 71H64L63 73H65ZM76 72H78V71H76ZM76 72H75V74H76ZM82 72V71H81ZM102 72H104V71H102ZM110 72V71H109ZM158 72V71H157ZM236 72V71H235ZM15 73V72H14ZM18 73H19V71H18ZM30 73V72H29ZM41 72H40V74L41 75H43ZM47 73V72H46ZM54 73V72H53ZM60 73V72H59ZM67 73V72H66ZM80 73V72H79ZM79 73H78V75H79ZM93 73V72H92ZM98 73V70H97V72H96V74ZM121 73V72H120ZM129 73H131L130 71H129ZM138 73V72H137ZM200 73V72H199ZM223 73V72H222ZM243 73V72H242ZM1 74V73H0ZM4 74H5V71H4ZM7 74V73H6ZM32 74H33V71H32ZM36 74V73H35ZM61 74V73H60ZM69 74V72L67 73V74H64L63 75V77L64 76H67ZM84 74V73H83ZM108 74V73H107ZM106 74V75H107ZM123 74V73H122ZM134 74V73H133ZM165 74V73H164ZM163 74V75H164ZM231 74V73H230ZM3 75V74H2ZM40 75V76H41ZM62 75V74H61ZM71 75V74H70ZM74 75V74H73ZM77 75V74H76ZM112 75V76H111ZM121 75V74H120ZM129 75V74H128ZM128 75H127V77H128ZM163 75H162V77H163ZM206 75V74H205ZM253 75V74H252ZM14 77L16 76L17 77V75H13ZM33 76V75H32ZM46 75H44V77H45ZM50 76V75H49ZM57 76V75H56ZM59 76V75H58ZM81 76H83V75H81ZM89 76V75H88ZM92 76H93V74H92ZM96 76V75H95ZM97 76H99V75H97ZM102 76H103V73H102ZM133 76V75H132ZM136 76V75H135ZM151 76V77H150ZM236 76V75H235ZM2 77V76H1ZM19 77V76H18ZM23 77V76H22ZM31 77V76H30ZM34 77H36V76H34ZM33 77V78H34ZM68 77V76H67ZM73 77H75V76H73ZM91 77V76H90ZM90 77H88V78H90ZM101 77V76H100ZM106 77V76H105ZM124 77V76H123ZM126 77V76H125ZM131 77V76H130ZM162 77H160V78H162ZM2 78H4V77H2ZM10 78H11V76H10ZM48 78V77H47ZM57 78V77H56ZM59 78H60V76H59ZM68 78H70L71 79V76L70 77H68ZM81 78V77H80ZM83 78H85V77H83ZM93 78V77H92ZM92 78H90L91 80H92ZM95 78V77H94ZM93 78V79H94ZM107 78V77H106ZM120 78V77H119ZM122 78V77H121ZM135 78V77H134ZM135 78V79H136ZM155 78V77H154ZM160 78H156V79H160ZM219 78V77H218ZM221 78V77H220ZM15 79H17V78H15ZM19 79V78H18ZM17 79V82L20 80H18ZM39 79V78H38ZM41 79H43L42 78V76H41ZM41 79H40V81H41ZM46 79V78H45ZM100 79V78H99ZM102 79V78H101ZM116 79V78H115ZM228 79V78H227ZM22 80V79H21ZM25 80V79H24ZM36 80V79H35ZM52 80V79H51ZM61 80H63L62 78H61ZM73 80V79H72ZM75 80L77 81V79L75 78ZM79 80V79H78ZM96 80V79H95ZM103 80V79H102ZM107 80V86L108 87H115L116 86V83H114L113 82V80H112V84H109L108 83V78L106 79ZM152 80V79H151ZM28 81V79L26 80V82ZM29 81H30V79H29ZM38 81V83L40 82L39 80H37ZM48 81H49V79H48ZM53 81V80H52ZM60 81V80H59ZM115 81V80H114ZM118 81V80H117ZM124 81V80H123ZM148 81V80H147ZM146 81V82H147ZM205 81V80H204ZM255 81V80H254ZM2 82V84H3V81H1ZM0 82V83H1ZM22 82V81H21ZM35 82V81H34ZM43 82V81H42ZM41 82V83H42ZM46 81H44L43 83H45ZM51 82V81H50ZM63 82V81H62ZM111 82V81H110ZM120 81H118V83H119ZM155 82V81H154ZM198 82V81H197ZM4 83H5V80H4ZM12 83L13 82H11V84H7V85H12ZM52 83V82H51ZM50 83V84H51ZM53 83H55V81H53ZM52 83V84H53ZM57 83H59L58 81L55 83V84H57ZM61 83V82H60ZM60 83L58 84V85H60ZM94 83H96V82H94ZM125 83V82H124ZM143 83V82H142ZM141 83V84H142ZM147 83H149V82H147ZM5 84V85H6ZM18 84V83H17ZM17 84H15V85H17ZM48 84V82L46 83V85ZM54 84V85H55ZM69 84V83H68ZM99 84V83H98ZM97 84V85H98ZM106 84V81H105V83H103V85H105ZM195 84V83H194ZM219 84V83H218ZM233 84V83H232ZM20 85V84H19ZM33 85V84H32ZM40 85V84H39ZM45 85V86H46ZM80 85V84H79ZM82 85H84V84H82ZM100 85V84H99ZM102 85V84H101ZM126 85V84H125ZM133 85V84H132ZM143 85H145L144 83H143ZM162 85V87L161 88H159L158 87V90L156 91L157 92V95L158 94H161L162 92H164V90L165 91H167L166 89H165V86H163ZM1 86V85H0ZM4 85H2V87H3ZM23 86V85H22ZM21 86V87H22ZM28 86V85H27ZM27 86L25 87V88H27ZM30 86V85H29ZM41 86V85H40ZM51 86V85H50ZM49 86V87H50ZM56 86V88H57V85H55ZM54 86V87H55ZM15 86H14V84H13V86H11V88H10V90L9 91H12L11 89H13ZM21 87H18V89H19V92H20V90H22V88ZM32 87V86H31ZM77 87H79V86H77ZM101 87V86H100ZM118 87V86H117ZM131 87V86H130ZM135 87V86H134ZM145 87V86H144ZM3 88H5V86L3 87ZM16 89H17V87H15ZM21 88V89H20ZM24 88V87H23ZM36 88V87H35ZM48 87L46 86V89H47ZM51 88V89H50ZM49 89L51 90V91H53V90H55V89H52L53 87H50ZM60 88V87H59ZM82 88V87H81ZM95 88V87H94ZM98 88V87H97ZM96 88V89H97ZM103 88V87H102ZM107 88V87H106ZM126 88V87H125ZM136 88V87H135ZM138 88V87H137ZM143 88V87H142ZM207 88V87H206ZM216 88V87H215ZM247 88V87H246ZM15 89V90H16ZM32 89V88H31ZM38 89H39V87H38ZM45 89V90H46ZM79 89H80V87H79ZM95 89V90H96ZM100 89V88H99ZM115 89V88H114ZM114 89H113V91H114ZM169 89V88H168ZM228 89V88H227ZM3 90V89H2ZM14 90V91H15ZM48 90V89H47ZM49 90V91H50ZM86 90V87H83V89L82 90H79V92L81 93V92H84ZM92 90V89H91ZM94 90V89H93ZM106 90V89H105ZM124 90V89H123ZM126 90V89H125ZM195 90V89H194ZM6 91V90H5ZM25 90H23V91H21L22 93L24 92ZM34 91H36V90H33V92H30V94L31 93H35ZM38 91V90H37ZM39 91H41V90H39ZM104 91V90H103ZM112 90H110V92H111ZM116 91H118V90H116ZM129 91V90H128ZM141 91V90H140ZM170 91V90H169ZM188 91V90H187ZM206 91H208V90H206ZM248 91V90H247ZM252 91V90H251ZM13 92V91H12ZM46 92V91H45ZM48 92V91H47ZM55 92V91H54ZM57 92V91H56ZM74 92H76V89L75 90H73L72 91V93H74ZM78 91H77V94L79 93ZM91 92V91H90ZM100 92H101V90H100ZM99 92V93H100ZM122 92V91H121ZM126 92V91H125ZM124 92V93H125ZM172 92V91H171ZM184 92V91H183ZM25 93V92H24ZM53 93V92H52ZM92 93L94 94V96H95V98H97L98 97V92H96V91H92ZM105 93H106V91H105ZM153 93V92H152ZM166 92H164V94H165ZM168 93V92H167ZM214 93V92H213ZM249 93V92H248ZM13 94H15V93H13ZM38 94H41V92H39ZM83 94H86L87 95V93H83ZM83 94L81 95V96H83ZM102 94H104V93H102ZM111 94V93H110ZM115 94V93H114ZM113 94V97L115 96ZM118 94V93H117ZM155 94V93H154ZM173 94V93H172ZM16 95V94H15ZM19 95V94H18ZM28 95V94H27ZM26 95V98L29 96H27ZM36 95H37V93H36ZM69 95V94H68ZM101 95V94H100ZM119 95V94H118ZM156 95V94H155ZM178 95V94H177ZM257 95V94H256ZM259 95V94H258ZM14 96V95H13ZM38 96V95H37ZM37 96H36V98H37ZM72 96H74V95H72ZM78 96H79V94H78ZM89 96V95H88ZM112 96V95H111ZM159 96V95H158ZM162 96V95H161ZM168 96V94L166 95V97ZM171 96V95H170ZM169 96V97H170ZM25 97V96H24ZM24 97H22V98H24ZM31 97V96H30ZM40 97V96H39ZM38 97V98H39ZM93 97V96H92ZM103 97V96H102ZM101 96L99 97V98H102ZM105 97V96H104ZM212 97V96H211ZM257 97V96H256ZM13 98V97H12ZM19 98H20V96H19ZM31 98H33V97H31ZM30 98V99H31ZM57 98H58V96H57ZM67 98V97H66ZM75 98L77 99V97L75 96ZM91 98V97H90ZM109 98V97H108ZM110 98H112V97H110ZM115 98H117L116 96H115ZM120 98V97H119ZM118 98V99H119ZM151 98V97H150ZM153 98V97H152ZM158 98V97H157ZM222 98V97H221ZM220 98V99H221ZM28 99V98H27ZM51 99V98H50ZM59 99H61V96L58 98V101H59ZM65 99V98H64ZM76 99H75V101H76ZM85 99H86V97H85ZM84 99V100H85ZM92 99V98H91ZM121 99V98H120ZM159 99H163V98H159ZM168 99V98H167ZM166 99V100H167ZM183 99V98H182ZM5 100H6V98H5ZM10 100H13V99H10ZM17 100V99H16ZM26 100V99H25ZM25 100H23V101H25ZM41 100V99H40ZM73 100V99H72ZM79 100V99H78ZM93 100H94V98H93ZM96 100H98V99H96ZM95 100V101H96ZM105 100V99H104ZM110 100V99H109ZM147 100V99H146ZM158 100V99H157ZM228 100V99H227ZM247 100V99H246ZM9 101V100H8ZM26 101H28V100H26ZM30 101V100H29ZM32 101V100H31ZM74 101V102H75ZM91 101V100H90ZM94 101V102H95ZM100 101V100H99ZM118 101V100H117ZM124 101V100H123ZM126 101V100H125ZM153 101V100H152ZM151 101V102H152ZM221 101V100H220ZM238 101V100H237ZM236 101V102H237ZM68 102V101H67ZM88 102H89V99H88ZM92 102V101H91ZM97 102V101H96ZM173 102V101H172ZM5 103V102H4ZM47 103V102H46ZM77 103V102H76ZM83 103V102H82ZM113 103H115V102H113ZM118 104L120 103V101H118L117 102ZM123 102H122V100H121V104H122ZM126 103V102H125ZM148 103V102H147ZM154 103V102H153ZM158 103V102H157ZM174 103V102H173ZM226 103V102H225ZM228 103V102H227ZM91 104V103H90ZM93 104V103H92ZM95 104V103H94ZM93 104V105H94ZM124 104V103H123ZM129 104V103H128ZM155 104V103H154ZM244 104V102L242 103V105ZM50 105V103L49 104H42V105H40L38 108H37V110H45L46 108H49V107H52V106H49ZM54 105V104H53ZM115 105V104H114ZM197 105V104H196ZM200 105V104H199ZM259 105V104H258ZM5 106V105H4ZM35 106V105H34ZM117 106V105H116ZM129 106V105H128ZM144 106V105H143ZM80 107V106H79ZM118 107H119V105H118ZM122 107V106H121ZM229 107V106H228ZM244 107H245V105H244ZM5 108V107H4ZM34 108V107H33ZM91 108V107H90ZM100 108V107H99ZM148 108H150V107H148ZM29 109V108H28ZM82 109H83V107H82ZM93 109V108H92ZM130 109H132V108H130ZM74 110V109H73ZM85 110V109H84ZM84 110H82V111H84ZM89 110V109H88ZM97 110V109H96ZM100 110H101V108H100ZM188 110V109H187ZM190 110V109H189ZM241 110V109H240ZM49 111V110H48ZM51 111V110H50ZM93 111V110H92ZM106 111V110H105ZM210 111H212V110H210ZM71 112V111H70ZM50 113V112H49ZM99 113V112H98ZM139 113V112H138ZM154 113V112H153ZM204 113V112H203ZM228 113V112H227ZM6 114V113H5ZM48 114V113H47ZM102 114V113H101ZM136 114V113H135ZM208 114V113H207ZM8 115V114H7ZM16 115V114H15ZM18 115V114H17ZM226 115V114H225ZM47 116V115H46ZM102 116V115H101ZM107 116V115H106ZM210 116V115H209ZM221 116V115H220ZM238 116H239V114H238ZM10 117V116H9ZM27 117V116H26ZM44 117V116H43ZM49 117V116H48ZM88 117V116H87ZM104 117V116H103ZM143 117V116H142ZM141 117V118H142ZM212 117V116H211ZM231 117V116H230ZM248 117V116H247ZM253 117H254V115H253ZM252 117V118H253ZM40 118V117H39ZM89 118V117H88ZM258 118V117H257ZM16 119V118H15ZM59 119V118H58ZM85 119V118H84ZM14 120V119H13ZM43 120V119H42ZM45 120V119H44ZM82 120V119H81ZM118 120V119H117ZM16 121V120H15ZM95 121V120H94ZM230 121V120H229ZM4 122V121H3ZM52 122V121H51ZM91 122H93V121H91ZM114 122V121H113ZM32 123V122H31ZM55 123V122H54ZM106 123V122H105ZM229 123V122H228ZM236 123V122H235ZM4 124V123H3ZM17 124V123H16ZM107 124V123H106ZM126 124V123H125ZM132 124V123H131ZM168 124V123H167ZM225 124H227V123H225ZM1 125V124H0ZM9 125V124H8ZM7 125V126H8ZM30 125V124H29ZM101 125V124H100ZM150 125V124H149ZM201 125V124H200ZM22 126V125H21ZM83 126V125H82ZM86 126V125H85ZM239 126V125H238ZM16 127V126H15ZM14 127V128H15ZM58 127V126H57ZM154 127V126H153ZM152 127V128H153ZM176 127V126H175ZM4 128V127H3ZM9 128V127H8ZM24 128V127H23ZM71 128V127H70ZM82 128V127H81ZM120 128V127H119ZM136 128H138V127H136ZM135 128V129H136ZM143 128V127H142ZM155 128V127H154ZM29 129V128H28ZM85 129V128H84ZM90 129V128H89ZM102 129V128H101ZM126 129H128V128H126ZM183 129V128H182ZM192 129V128H191ZM198 129V128H197ZM223 129V128H222ZM248 129V128H247ZM12 130V129H11ZM15 130V129H14ZM95 130V129H94ZM99 130V129H98ZM146 130H148L147 128H146ZM150 130H152V129H150ZM155 130V129H154ZM216 130V129H215ZM244 130V129H243ZM6 131V130H5ZM17 131V130H16ZM29 131V130H28ZM46 131V130H45ZM51 131V130H50ZM86 131V130H85ZM103 131V130H102ZM118 131V130H117ZM127 131V130H126ZM129 131V130H128ZM134 131V130H133ZM156 131V130H155ZM176 131V130H175ZM188 131V130H187ZM191 131V130H190ZM232 131V130H231ZM245 131V130H244ZM2 132V131H1ZM1 132H0V134H1ZM4 132V131H3ZM87 132V131H86ZM101 132V131H100ZM120 132V131H119ZM124 132V131H123ZM132 132V131H131ZM148 132H152V131H148ZM158 132H160L161 133V130L160 131H158ZM163 132V131H162ZM181 132H182V130H181ZM6 133V132H5ZM14 133H16V132H14ZM21 133V132H20ZM90 133V132H89ZM92 133V132H91ZM99 133V132H98ZM199 133V132H198ZM222 133V132H221ZM7 134V133H6ZM5 134V135H6ZM18 134V133H17ZM46 134V133H45ZM52 134V133H51ZM51 134H50V136H51ZM152 134V133H151ZM158 134V133H157ZM236 134V133H235ZM11 135V134H10ZM13 135V134H12ZM66 135V134H65ZM106 135V134H105ZM146 135V134H145ZM149 135V134H148ZM199 135V134H198ZM16 136H18V135H16ZM59 136V135H58ZM100 136V135H99ZM132 136V135H131ZM144 136V135H143ZM159 136H161V135H159ZM170 136V135H169ZM174 136V135H173ZM203 136V135H202ZM201 136V137H202ZM205 136V135H204ZM213 136V135H212ZM4 137H6V136H2V138L4 139ZM10 137V136H9ZM22 137V136H21ZM26 137V136H25ZM112 137V136H111ZM121 137V136H120ZM146 137H147V135H146ZM145 137V138H146ZM151 137V136H150ZM157 137V136H156ZM172 137V136H171ZM200 137V138H201ZM207 137V136H206ZM227 137V136H226ZM1 138V137H0ZM7 138V137H6ZM16 138V137H15ZM19 138H20V136H19ZM99 138V137H98ZM107 138V137H106ZM119 138V137H118ZM142 139H144V137H141ZM149 137H147L146 139H148ZM162 138V137H161ZM199 138V139H200ZM204 138V137H203ZM251 138V137H250ZM10 139V138H9ZM18 139V138H17ZM17 139H15V141H17ZM30 139V138H29ZM96 139V138H95ZM127 139V138H126ZM135 139V138H134ZM172 139V138H171ZM246 139V138H245ZM253 139V138H252ZM5 140H7V139H5ZM5 140H3L4 142H5ZM28 140V139H27ZM136 140V139H135ZM203 140V139H202ZM232 140V139H231ZM2 141V142H3ZM13 141H14V138H13ZM14 141V142H15ZM189 141V140H188ZM244 141V140H243ZM8 142H11L12 144H13V142L12 141H9L8 140ZM7 142V143H8ZM32 142H33V140H32ZM140 142V141H139ZM141 142H142V140H141ZM207 142V141H206ZM218 142V141H217ZM224 142V141H223ZM250 142V141H249ZM254 142V141H253ZM23 143V142H22ZM21 143V144H22ZM28 143V142H27ZM68 143V142H67ZM142 143H144V142H142ZM197 143V142H196ZM235 143V142H234ZM243 143V142H242ZM8 144H10V143H8ZM15 144V143H14ZM13 144V145H14ZM39 144V143H38ZM193 144V143H192ZM209 144V143H208ZM238 144V143H237ZM245 144V143H244ZM262 144V143H261ZM4 145H6V143L4 144ZM59 145V144H58ZM92 145V144H91ZM124 145V144H123ZM151 145V144H150ZM228 145H230V144H228ZM234 145V144H233ZM243 145V144H242ZM250 145V144H249ZM1 146V145H0ZM8 147H9V145H7ZM19 146V145H18ZM21 146V145H20ZM134 146V145H133ZM247 146H248V144H247ZM264 146V145H263ZM17 147V146H16ZM81 147V146H80ZM115 147V146H114ZM256 147V146H255ZM262 147V146H261ZM4 148H5V146H4ZM10 148H11V145H10ZM14 148V147H13ZM23 148V147H22ZM65 148V147H64ZM148 148V147H147ZM236 148V147H235ZM9 149V148H8ZM86 149V148H85ZM89 149H91V148H89ZM129 149H130V147H129ZM132 149V148H131ZM7 150V149H6ZM221 150V149H220ZM234 150V149H233ZM9 151V150H8ZM19 151V150H18ZM61 151V150H60ZM113 151V150H112ZM141 151V150H140ZM206 151V150H205ZM4 152V151H3ZM11 152V151H10ZM219 152V151H218ZM230 152V151H229ZM6 153V152H5ZM50 154V153H49ZM146 154V153H145ZM153 154V153H152ZM232 154V153H231ZM16 155V154H15ZM106 155V154H105ZM143 155V154H142ZM141 155V156H142ZM207 155V154H206ZM8 156H9V154H8ZM40 156V155H39ZM145 156V155H144ZM177 156V155H176ZM227 156V155H226ZM5 157V156H4ZM13 157V156H12ZM105 157V156H104ZM110 157V156H109ZM137 157V156H136ZM146 157V156H145ZM204 157V156H203ZM19 158H21V157H19ZM42 158V157H41ZM120 158V157H119ZM122 158V157H121ZM139 159H141V157L139 156L138 157ZM149 158V157H148ZM175 158V157H174ZM10 159V158H9ZM99 159V158H98ZM137 159V158H136ZM195 159V158H194ZM6 160V159H5ZM42 160V159H41ZM186 160V159H185ZM193 160V159H192ZM207 160H209V159H207ZM215 160V159H214ZM1 161V160H0ZM16 161V160H15ZM14 161V162H15ZM22 161V160H21ZM71 161V160H70ZM23 162V161H22ZM166 162V161H165ZM195 162V161H194ZM209 162V161H208ZM13 163V162H12ZM130 163V162H129ZM240 163V162H239ZM247 163V162H246ZM68 164V163H67ZM232 164V163H231ZM241 164V163H240ZM257 164V163H256ZM264 165V164H263ZM8 167V166H7ZM53 167V166H52ZM78 167V166H77ZM248 167V166H247ZM118 168V167H117ZM121 168V167H120ZM142 168V167H141ZM187 168V167H186ZM189 168V167H188ZM222 168V167H221ZM2 169V168H1ZM13 169V168H12ZM23 169V168H22ZM139 169V168H138ZM204 169V168H203ZM125 170V169H124ZM160 170V169H159ZM8 171H9V169H8ZM26 171V170H25ZM63 171V170H62ZM68 171V170H67ZM169 171V170H168ZM4 172H6V171H4ZM13 172H15V171H13ZM119 172V171H118ZM158 172V171H157ZM162 172V171H161ZM217 172V171H216ZM222 172V171H221ZM242 172V171H241ZM259 172V171H258ZM208 173V172H207ZM223 173V172H222ZM42 174V173H41ZM108 174V173H107ZM176 174V173H175ZM8 175V174H7ZM13 175H15V174H13ZM99 175V174H98ZM204 175V174H203ZM207 175H209V174H207ZM213 175V174H212ZM247 175V174H246ZM1 176V179L2 180H4L3 178H4V175L2 176V175H0ZM16 176V175H15ZM243 176V175H242ZM10 177V176H9ZM17 177V176H16ZM153 177V176H152ZM196 177V176H195ZM194 177V178H195ZM203 177H205V176H203ZM202 177V178H203ZM214 177H215V174H214ZM14 178V177H13ZM54 178V177H53ZM199 178V177H198ZM201 178V179H202ZM218 178V177H217ZM9 179V178H8ZM29 179V178H28ZM32 179V178H31ZM118 179V178H117ZM121 179H123V178H121ZM9 180H11V179H9ZM33 180V179H32ZM35 180V179H34ZM251 180V179H250ZM261 180V179H260ZM8 181V180H7ZM23 181V180H22ZM25 181V180H24ZM46 181V180H45ZM57 181V180H56ZM171 181V180H170ZM187 181V180H186ZM198 181V180H197ZM196 181V182H197ZM206 181V180H205ZM213 181V180H212ZM218 181V180H217ZM2 181H0V184H2V186H4V187H7L8 185L9 186H11L12 184L11 183H13V181H11V183H7L8 185L7 186H5L4 185V182L3 183H1ZM18 182V181H17ZM17 182H15V184L17 183ZM20 182V181H19ZM32 183H33V181H31ZM130 182V181H129ZM134 182H136V181H134ZM24 183V182H23ZM23 183H21V185L23 184ZM28 183H30L29 182V180H28ZM31 183V184H32ZM34 183H36V185H28V186H25L24 184L21 186L20 185V188L18 187V184L17 185H13V187H15V186H17L18 187V189L17 190H14V189H12V191L14 190V192L15 191H18V192H20V191H23L25 194H28L27 196L29 197V196H31V199H32V196L34 197V196H36V195H39V194H41V195H39V196H42V198H43V196L44 197H46V199L48 200V202H49V200H50V202L52 201H57V203L59 202H61V204H63V205H68L67 207H72L77 213H83V212H86V211H90V212H92L93 214H95V216L97 215V217L98 216H100L103 220H105L106 222H108V221H111V222H115V224H116V226H123V227H125L126 228V230L127 229H129V231H131V232H133L134 233V235H136L137 236V238L139 237L140 239H142L143 240V242L142 243H144L145 245V249H146V257H145V263H147V264H157V258H158V241L156 240V239H154L152 236L150 237V235L144 230V228H143V225L139 222V221H135L132 217H129L128 215H127V212L122 208V207H120V208H122L123 210H121L122 212H120V211H117L116 210V212L115 211H113V212H108L106 209H103V208H98L97 206H95V205H93L92 204V202L90 201H88L87 199H83V200H81V199H78L77 197H72V196H67V194L66 193H62V192H60L57 188H55V187H51V186H47L46 184L45 185H39V183H37V181L36 182H34ZM51 183V182H50ZM195 183V182H194ZM6 184V183H5ZM11 184V185H10ZM14 184V183H13ZM26 185H27V180H26V183H25ZM58 184H60V183H58ZM71 184V183H70ZM121 184V183H120ZM214 184V183H213ZM62 185V184H61ZM75 185V184H74ZM82 185V184H81ZM113 185V184H112ZM118 185V184H117ZM175 185V184H174ZM197 185V184H196ZM2 186H0V188L2 187ZM40 186H42V187H40ZM63 186V185H62ZM107 186H108V184H107ZM137 186V185H136ZM227 186V185H226ZM4 187H2V189L4 188ZM110 187H111V185H110ZM189 187V186H188ZM194 187V186H193ZM205 187V186H204ZM203 187V188H204ZM210 187V186H209ZM232 187V186H231ZM8 188V187H7ZM6 188V189H7ZM108 188V187H107ZM114 188V187H113ZM184 188V187H183ZM212 188H214V187H212ZM212 188H210L211 190H212ZM9 189H10V187H9ZM69 189V188H68ZM106 189V188H105ZM184 189H186V188H184ZM199 188L197 187V190H198ZM209 189V188H208ZM216 189V188H215ZM245 189V188H244ZM256 189V188H255ZM108 190V189H107ZM210 190V191H211ZM217 190V189H216ZM248 190V189H247ZM11 191V192H12ZM74 191V190H73ZM179 191V190H178ZM183 191V190H182ZM181 191V192H182ZM201 190H199L198 192H200ZM213 191H215V190H213ZM34 192H38V193H34ZM131 192V191H130ZM184 192V191H183ZM196 192V191H195ZM216 192V191H215ZM228 192V191H227ZM4 194H5V196H6V194H10V191H8V192H3ZM3 193H2V195H3ZM104 193H106V192H104ZM103 193V194H104ZM127 193H128V191H127ZM239 193V192H238ZM12 194V193H11ZM20 194V193H19ZM19 194H17V195H19ZM22 194V193H21ZM88 194V193H87ZM136 194V193H135ZM188 194V193H187ZM187 194H185V195H187ZM191 194V193H190ZM192 195V194H191ZM194 195V194H193ZM210 195V194H209ZM240 195H242V191H241V194ZM1 196V195H0ZM7 196H9V195H7ZM6 196V197H7ZM25 196V195H24ZM39 196H37V197H39ZM88 196H90V195H88ZM119 196H121V195H119ZM134 196V195H133ZM2 197V196H1ZM15 197V196H14ZM176 197V196H175ZM193 197V196H192ZM9 198H10V196H9ZM19 199H20V197H18ZM41 198V199H42ZM116 198V197H115ZM120 198V197H119ZM144 198V197H143ZM190 198V197H189ZM242 198V197H241ZM2 199V198H1ZM15 199H16V197H15ZM23 200H25L24 199V197L22 198ZM27 199V198H26ZM107 199V198H106ZM117 199V198H116ZM237 199V198H236ZM235 199V200H236ZM3 200V199H2ZM4 200H5V197H4ZM9 200V199H8ZM7 200V201H8ZM40 200V197H39V199L38 200H36V202L37 201H39ZM44 200V199H43ZM88 202H87V201ZM90 200H92V199H90ZM177 200H178V198H177ZM235 200H233V201H235ZM15 201V200H14ZM18 201V200H17ZM106 201V200H105ZM239 201V200H238ZM21 202V201H20ZM24 202V201H23ZM30 202V201H29ZM115 202H117V201H112V203L115 205V204H117V203H115ZM131 202V201H130ZM141 202V201H140ZM152 202V201H151ZM199 202V201H198ZM201 202V201H200ZM210 202V201H209ZM222 202V201H221ZM229 202V201H228ZM241 202V201H240ZM5 203V202H4ZM42 203H44V202H42ZM57 203H55V204H57ZM193 203V202H192ZM238 203V202H237ZM245 203V202H244ZM243 203V204H244ZM36 204V203H35ZM52 204H54V203H52ZM111 204V203H110ZM184 204V203H183ZM190 204V203H189ZM197 204V203H196ZM205 204H207V203H205ZM216 204V203H215ZM229 204V203H228ZM8 205V204H7ZM18 205V204H17ZM59 205V204H58ZM104 205V204H103ZM114 205H113V208H114ZM199 205H201V204H199ZM208 205V204H207ZM221 205V204H220ZM240 205V204H239ZM3 206V205H2ZM38 206V205H37ZM51 206H53L54 207V205H51ZM106 206V205H105ZM121 206V205H120ZM56 207V206H55ZM64 207H66V206H64ZM63 207V208H64ZM103 207V206H102ZM110 207V206H109ZM155 207V206H154ZM213 207V206H212ZM71 208V209H72ZM118 208V207H117ZM215 208V207H214ZM220 208V207H219ZM243 208V207H242ZM258 208V207H257ZM55 209V208H54ZM62 209V208H61ZM109 209V208H108ZM119 209V208H118ZM204 209V208H203ZM208 209V208H207ZM218 209V208H217ZM225 209V208H224ZM232 209V208H231ZM236 209V208H235ZM246 209V208H245ZM250 209H251V207H250ZM4 210H5V208H4ZM11 210V209H10ZM64 210V209H63ZM58 211V210H57ZM200 211V210H199ZM206 211V210H205ZM227 211V210H226ZM139 212V211H138ZM180 212V211H179ZM209 212V211H208ZM19 213V212H18ZM58 213V212H57ZM87 213V212H86ZM89 213V212H88ZM140 213V212H139ZM219 213V212H218ZM227 213V212H226ZM257 213V212H256ZM35 214V213H34ZM37 214H39V213H37ZM40 214H42V213H40ZM90 214V213H89ZM147 214V213H146ZM259 214H261V213H259ZM238 215V214H237ZM255 215V214H254ZM264 215V214H263ZM260 216V215H259ZM10 217V216H9ZM204 217V216H203ZM214 217V216H213ZM234 218H235V216H233ZM49 218V217H48ZM53 218V217H52ZM247 218V217H246ZM9 219V218H8ZM16 219V218H15ZM22 220L24 219L23 217L21 218ZM98 219V218H97ZM140 219V218H139ZM239 219V218H238ZM237 219V220H238ZM251 219V218H250ZM11 220V219H10ZM10 220H8V222H10ZM21 220V221H22ZM201 220V219H200ZM223 220V219H222ZM240 220H241V217H240ZM244 220V219H243ZM247 220V219H246ZM15 221V220H14ZM17 222H18V219L16 220ZM20 221V220H19ZM169 221V220H168ZM181 221V220H180ZM199 221V220H198ZM202 221V220H201ZM259 221V220H258ZM11 222H12V220H11ZM119 224V225H117V223ZM183 222V221H182ZM212 222V221H211ZM231 222V221H230ZM249 222V221H248ZM13 223V222H12ZM16 223V222H15ZM59 223V222H58ZM61 223V222H60ZM76 223H78V222H76ZM261 223V222H260ZM57 224V223H56ZM105 224V223H104ZM113 224V223H112ZM181 224V223H180ZM234 224H236V222L234 223ZM7 225V224H6ZM76 225V224H75ZM175 225V224H174ZM196 225V224H195ZM215 225V224H214ZM223 225V224H222ZM240 225H242V224H240ZM9 226V225H8ZM7 226V227H8ZM14 226H16V225H14ZM26 226V225H25ZM29 225H27V227H28ZM94 226V225H93ZM110 226V228H111V226H113V225H109ZM115 226V227H116ZM186 226V225H185ZM209 226V225H208ZM243 226V225H242ZM259 226H261V225H259ZM10 227H12V226H10ZM105 227H108L107 225H105ZM120 227H118L117 229H119ZM184 227V226H183ZM187 227V226H186ZM197 227V226H196ZM195 227V228H196ZM251 227V226H250ZM254 227V226H253ZM37 228V227H36ZM39 228V227H38ZM94 228V227H93ZM113 228H114V226H113ZM122 228V227H121ZM124 228V229H125ZM209 228V227H208ZM225 228V227H224ZM100 229V228H99ZM116 229V228H115ZM204 229V228H203ZM214 229V228H213ZM223 229V228H222ZM4 230H5V228H4ZM7 230H8V228H7ZM11 230V229H10ZM37 230V229H36ZM40 230H42V229H40ZM110 230V229H109ZM147 230V229H146ZM196 230V229H195ZM210 230V229H209ZM226 230V229H225ZM237 230V229H236ZM71 231V230H70ZM179 231H180V229H179ZM240 231V230H239ZM3 232V231H2ZM12 232V231H11ZM11 232H10V234H11ZM58 232V231H57ZM67 232V231H66ZM111 232V231H110ZM109 232V233H110ZM113 232V231H112ZM111 232V233H112ZM154 232V231H153ZM206 232V231H205ZM226 232V231H225ZM263 232V231H262ZM60 233V232H59ZM150 233V232H149ZM247 233V232H246ZM14 234V233H13ZM13 234H11V235H13ZM113 235H114V233H112ZM186 234V233H185ZM210 234V233H209ZM229 234V233H228ZM232 234V233H231ZM2 235V234H1ZM15 235V234H14ZM107 235V234H106ZM113 235H112V237H113ZM196 235V234H195ZM223 234H221V236H222ZM7 236V235H6ZM5 236V237H6ZM16 236V235H15ZM34 236V235H33ZM115 236V235H114ZM224 236V235H223ZM227 236V235H226ZM251 236V235H250ZM17 237H18V235H17ZM39 237V236H38ZM78 237V236H77ZM111 236H109V239L110 238H112ZM116 237V236H115ZM115 237H113V238H115ZM206 237V236H205ZM209 237V236H208ZM214 237H216V236H214ZM259 237V236H258ZM10 238V237H9ZM23 238V237H22ZM34 238V237H33ZM84 238V237H83ZM168 238V237H167ZM217 238V237H216ZM231 238H232V236H231ZM240 238V237H239ZM251 238V237H250ZM5 239V238H4ZM3 239V242L5 241ZM8 239V238H7ZM24 239V238H23ZM28 239V238H27ZM27 239H25V240H27ZM192 239V238H191ZM207 239V238H206ZM235 239V238H234ZM237 239V238H236ZM235 239V240H236ZM247 239V238H246ZM249 239V238H248ZM18 240V239H17ZM67 240V239H66ZM66 240H65V242H66ZM119 240V239H118ZM203 240V239H202ZM226 240H227V238H226ZM225 240V241H226ZM259 240V239H258ZM15 241V240H14ZM160 241V240H159ZM178 241V240H177ZM255 241V240H254ZM6 242V241H5ZM8 242V241H7ZM19 242V241H18ZM28 242V241H27ZM191 242L193 243V241L191 240ZM10 242H8V244H9ZM11 243H13V241L11 242ZM187 243V242H186ZM189 243V242H188ZM17 244V243H16ZM30 244V243H29ZM101 244V243H100ZM194 244V243H193ZM218 244V243H217ZM233 244V243H232ZM235 244V243H234ZM256 244V243H255ZM12 245V244H11ZM120 245V244H119ZM182 245H183V243H182ZM187 245V244H186ZM189 245H190V243H189ZM229 245V244H228ZM242 245V244H241ZM1 246V245H0ZM224 246V245H223ZM227 246V245H226ZM230 246H233V245H230ZM237 246V245H236ZM121 247H122V245H121ZM194 247V246H193ZM225 247V246H224ZM234 247V246H233ZM242 247V246H241ZM250 247H253V246H250L249 244H246V242H245V244H244V247L242 248V249H245V250H247V252H252L249 248ZM64 248V247H63ZM31 249V248H30ZM29 249V250H30ZM78 249V248H77ZM186 249V248H185ZM195 249V248H194ZM202 249V248H201ZM225 249V248H224ZM26 250V249H25ZM36 250V249H35ZM204 250V249H203ZM241 250V249H240ZM256 250V249H255ZM257 250H259V249H257ZM256 250V251H257ZM21 251V250H20ZM34 251V250H33ZM236 251V250H235ZM243 251V250H242ZM254 251V250H253ZM164 252V251H163ZM237 252V251H236ZM13 253V252H12ZM80 253V252H79ZM104 253V252H103ZM239 253V252H238ZM257 253H259V252H257ZM24 254V253H23ZM57 254V253H56ZM64 254V253H63ZM92 254V253H91ZM228 254V253H227ZM226 254V255H227ZM233 254V253H232ZM245 254V253H244ZM244 254L242 255L243 257H244ZM22 255V254H21ZM20 255V256H21ZM86 255V254H85ZM238 255V254H237ZM241 255V254H240ZM246 255H248V254H246ZM250 255V254H249ZM16 256V255H15ZM18 256V255H17ZM19 256V257H20ZM87 256V255H86ZM94 256V255H93ZM145 256V255H144ZM174 256V255H173ZM176 256V255H175ZM195 256V255H194ZM206 256V255H205ZM256 256H257V254H256ZM260 256V255H259ZM259 256H257V257H259ZM181 257V256H180ZM192 257V256H191ZM214 257V256H213ZM18 258V257H17ZM69 258V257H68ZM89 258V257H88ZM96 258V257H95ZM215 258V257H214ZM217 258V257H216ZM238 258V257H237ZM236 258V259H237ZM240 258V257H239ZM15 259V258H14ZM13 259V260H14ZM36 259V258H35ZM136 259V258H135ZM188 259V258H187ZM191 259V258H190ZM197 259H198V257H197ZM219 259V258H218ZM234 259H235V257H234ZM43 260V259H42ZM75 260V259H74ZM81 260V259H80ZM87 260V259H86ZM148 260V261H147ZM222 260V259H221ZM229 260V259H228ZM239 260V259H238ZM16 261H18V260H16ZM104 261V260H103ZM102 261V262H103ZM197 261V260H196ZM225 261V260H224ZM60 262V261H59ZM58 262V263H59ZM101 262V261H100ZM99 262V263H100ZM114 262V261H113ZM205 262V261H204ZM221 262V261H220ZM237 262V261H236ZM239 262V261H238ZM256 262V261H255ZM254 262V263H255ZM257 262H258V260H257ZM5 263V262H4ZM39 263V262H38ZM62 263H64V261L62 262ZM94 263V262H93ZM98 263V262H97ZM105 263V262H104ZM145 263H143V264H145ZM191 263V262H190ZM243 264L244 263H246V262H242ZM79 264V263H78ZM116 264V263H115ZM126 264V263H125ZM208 264V263H207ZM230 264H231V262H230Z\"/></svg>",
    "mask_w": 264,
    "mask_h": 264
}]
</instances>
